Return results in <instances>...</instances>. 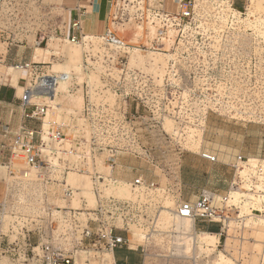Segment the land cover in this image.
Masks as SVG:
<instances>
[{
	"label": "built area",
	"instance_id": "1",
	"mask_svg": "<svg viewBox=\"0 0 264 264\" xmlns=\"http://www.w3.org/2000/svg\"><path fill=\"white\" fill-rule=\"evenodd\" d=\"M203 1L213 8L208 20L227 15L228 7L230 17L242 14L234 8L238 1ZM9 6L12 0H0V14H8ZM197 6L198 0H111L109 25L103 34H84L81 22L75 19V32L69 41L88 48L83 54L85 67L102 63L108 67L107 76L112 77V65H116L120 70L117 82L134 79L127 96L145 108H150L148 96L152 93L208 94L211 90L206 85L187 90L159 87L150 93L138 73L128 72L124 61L131 43L113 26L126 31L125 23L133 22L146 31L144 45L157 48L170 43L187 54L184 60L205 64L216 60L220 41L216 38L222 39L229 29L197 24ZM22 32L28 35L29 30L0 24V43H27L19 37ZM42 44L48 45L46 41L35 42L37 47ZM96 46L113 49L119 56L101 57L100 52L96 56ZM0 63H4L1 51ZM12 68L27 74L18 97L20 122L0 116V167L8 175L0 193V264H128V257L122 263L117 261L121 249L139 251L140 262L145 264L148 257L164 253V245L167 249L179 234L177 218L191 219L199 230L209 232L205 225H216L215 233L222 237L227 231V238L231 229L236 232L233 238L241 239L249 227L264 229V158L237 155L225 192L203 189L195 200L185 199L181 157L172 154L164 163V157L139 146L135 127L145 121H137L127 110L123 119L95 114L89 103L79 115L74 112L69 118L58 119L56 112L61 105L48 101L56 100L61 83L70 82L68 93L77 94L75 74L54 71L52 63L42 61H25ZM200 68L193 72V79H209L210 70ZM76 119L79 121L73 123ZM69 126L79 135L70 138ZM87 127L91 129L89 138L83 136ZM205 157L217 160L211 154ZM73 175L84 182H73ZM120 187L129 192L119 194ZM170 201L175 205H168ZM260 264H264L263 258Z\"/></svg>",
	"mask_w": 264,
	"mask_h": 264
},
{
	"label": "rangeland",
	"instance_id": "2",
	"mask_svg": "<svg viewBox=\"0 0 264 264\" xmlns=\"http://www.w3.org/2000/svg\"><path fill=\"white\" fill-rule=\"evenodd\" d=\"M13 1L12 6L6 9L9 13L0 14V24L23 27L29 30L28 35L30 31H34L35 25L48 24L49 12L41 0ZM235 1L239 2L238 7L234 8L242 14L230 17L228 7L227 12L224 8L227 15L208 20L213 8L203 0H198L197 24H219L229 29L222 39L216 38L220 40L215 49L216 60L205 64L184 60L187 54H182L170 43L157 48L144 45L147 44L146 31L133 22L125 23L126 31L121 26L113 25L118 34L131 43L124 61L129 67L128 72L138 73L143 80L142 86L150 88V93L159 87H180L187 90L192 86L206 85L211 90L208 94L152 93L148 96L150 108H145L140 102L130 100L127 96L134 79L132 82L127 80L126 83L121 79L116 81L117 74L120 73L116 65H112L113 76H107L108 67L102 63L93 62L85 67L83 54L88 48L69 40H53L48 46H40L37 61H51L54 71L75 74L78 86L77 94L70 95V82L61 83L56 100L48 103L53 106L61 105V109L56 112L58 119L69 118L74 112L76 116L79 115L87 103L94 106L95 114L107 113L118 119H123L124 110H127V113L137 117V121H145L144 125L139 123L135 127L140 137V147H145L149 153L160 155L162 159L164 157V163L172 154L181 157L183 198L195 200L203 189L226 191L233 177L232 164L237 155L264 158V12L251 15L256 2ZM5 5L2 7H6ZM4 10L5 8L2 11ZM24 34L22 32L19 37L24 38ZM5 48L6 44L0 43V51L4 52ZM47 51H53L56 55L46 58ZM99 52L101 57L106 55L116 59L119 56L113 49L96 46L93 53L97 56ZM200 67L210 70L209 79H193V72ZM19 74L26 77L27 73L0 63V85L11 81L17 87ZM21 93L22 88L18 86V95ZM78 121L76 119L73 123ZM71 126L68 127L70 138L79 135ZM90 134L91 129L87 127L83 136L89 138ZM199 142H202L200 147ZM193 144L196 147H192L195 146ZM207 154L216 156L217 160L207 159ZM7 176L6 169L0 167V193L7 182ZM196 229L199 235L202 231L206 232L197 227ZM226 232L222 237L218 236L217 252H223L236 264H260L261 259H264L262 227L247 228L243 234L244 239L233 238L236 235L234 229L228 232V238ZM163 248L164 253L148 257L145 264H194L195 260L175 256L173 250L171 255L169 248L167 250L165 245ZM134 253L142 257L139 251ZM206 255H200L197 264H210L209 256Z\"/></svg>",
	"mask_w": 264,
	"mask_h": 264
},
{
	"label": "crops",
	"instance_id": "3",
	"mask_svg": "<svg viewBox=\"0 0 264 264\" xmlns=\"http://www.w3.org/2000/svg\"><path fill=\"white\" fill-rule=\"evenodd\" d=\"M41 1L46 11L50 14L48 24L44 25L42 23L35 25L33 27V33L25 35L24 37L27 40V43H13L6 46L5 51L3 52V59L4 64L7 66L13 67L15 64L25 61L37 62V50L40 46L37 47L32 41H46L49 45L53 40H60L61 42L69 40L75 32L72 27V23L75 19H78L81 22L82 32L91 36L103 34L109 25L111 0ZM42 62H44V60ZM46 63H51V61ZM18 76L16 82L17 87L13 85L11 81L9 84H3L0 86V116L5 121L12 120L15 124L21 120L18 86L22 87V84L24 83V76L21 74ZM205 226L207 229L209 228V230L213 227L217 228L216 225Z\"/></svg>",
	"mask_w": 264,
	"mask_h": 264
},
{
	"label": "bare ground",
	"instance_id": "4",
	"mask_svg": "<svg viewBox=\"0 0 264 264\" xmlns=\"http://www.w3.org/2000/svg\"><path fill=\"white\" fill-rule=\"evenodd\" d=\"M263 1L264 0H252V3L256 2L257 5L252 10L251 15L256 14V12H264V2ZM56 47H57V45H56ZM50 55H56V54L54 52H50V51H47L45 53L46 58H49ZM43 58H45V57H43ZM170 129H172V128H170ZM199 139H201V138H199ZM199 139H198V141H199ZM200 143H202V142H199V147H200ZM193 145H195V144H193ZM192 147H196V145L192 146ZM191 149H193V148H191ZM71 179L75 183L84 182V179L81 178L80 176H77V175H73L71 177ZM117 192L119 194L124 195V194H127L129 192V190L126 187H120L117 189ZM168 205L173 206V205H175V203L173 201H170ZM176 225H177V230H179V232H178L179 234H177L174 238H172L170 244L168 245L169 247H167V250H168V248L170 249L171 255L173 254L172 253V250H173V251H175L174 252L175 256L185 257L187 259H192L193 261L195 260L194 264H197V262H198L197 259H199V256L202 254H207L209 256L210 264H236L235 261H233L230 257L225 255L223 252H217L218 241H219V237H218L219 235L218 234L211 233L208 231H206V232L202 231L199 235L198 231L195 227L194 221L191 219L177 218L176 219ZM204 262H202V263H204Z\"/></svg>",
	"mask_w": 264,
	"mask_h": 264
},
{
	"label": "trees",
	"instance_id": "5",
	"mask_svg": "<svg viewBox=\"0 0 264 264\" xmlns=\"http://www.w3.org/2000/svg\"><path fill=\"white\" fill-rule=\"evenodd\" d=\"M236 6L238 7V3L236 4ZM202 227V226H201ZM217 228H211L210 230L212 231V232H217V230H216ZM119 253V254H118ZM117 261L119 262V263H122L123 261H122V259L124 258V257H128L129 258V262H128V264H141V258L139 257V256H137L134 252H131V251H126V250H124V249H121V250H119L118 252H117Z\"/></svg>",
	"mask_w": 264,
	"mask_h": 264
}]
</instances>
